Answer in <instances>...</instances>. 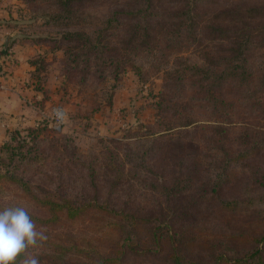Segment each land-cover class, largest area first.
I'll return each instance as SVG.
<instances>
[{
	"label": "trees",
	"instance_id": "obj_1",
	"mask_svg": "<svg viewBox=\"0 0 264 264\" xmlns=\"http://www.w3.org/2000/svg\"><path fill=\"white\" fill-rule=\"evenodd\" d=\"M93 1L57 0L56 6L68 18L76 5ZM87 17L92 26H101L89 36L62 35L65 41L80 42L64 50L66 75L75 71L87 79L93 68L100 77L106 71L118 79L128 68L138 72L137 61L153 60L155 54L157 59L165 39H174L169 54L182 51L187 43L207 41L200 50L202 64L165 62L156 68L165 66V75L162 91L148 102L154 117L137 122L146 133L132 136L133 142L110 140L121 145L118 151L103 143L107 153L101 159L93 156L83 162L77 155L72 162L84 171L79 189L64 190L59 184L61 189L50 191L7 178L13 181L17 201L31 202L40 212L34 214L19 202L8 208H25L36 225L57 228L76 222L87 227L86 222L95 220L106 224L86 228L103 231V241L78 240L76 230L78 235L71 239L68 235L30 247L16 264L31 257L39 264L49 259L65 264L59 260L69 255L66 264H264V214H257L256 223L247 229L227 224L264 203V0H117L101 18L90 12ZM114 32L117 42L111 44L106 39ZM16 41L18 35L11 43ZM39 62L28 63L32 76L40 74ZM6 73L0 67V75ZM187 84L190 96L185 95ZM198 101L205 103L213 123L195 124L198 115L192 107L198 108ZM235 119L240 120L239 131H233ZM178 127L186 129L185 138L173 145L157 142ZM46 128L39 122L25 129L37 136ZM60 139L72 146L67 136ZM155 153H160L159 171L153 174ZM129 165L142 172L129 171ZM246 187L256 191V197ZM147 188V198L134 196ZM227 188L234 190L224 197ZM212 220L224 229L208 231L205 222Z\"/></svg>",
	"mask_w": 264,
	"mask_h": 264
},
{
	"label": "rangeland",
	"instance_id": "obj_2",
	"mask_svg": "<svg viewBox=\"0 0 264 264\" xmlns=\"http://www.w3.org/2000/svg\"><path fill=\"white\" fill-rule=\"evenodd\" d=\"M116 2L117 0H95L91 3L79 4L71 10L72 17L64 18V11L56 6L57 0H0V33L7 32L14 36L18 35V39L25 49L35 46L40 49V52L27 58L28 63L35 60L40 61V74L32 76L31 72H28L29 79L25 83L34 89L32 90V107H29L30 112L37 113V110H41L38 111L41 115L36 123L10 127L6 131L5 139L0 142V174L5 173L0 176V210L19 202L34 214L39 215L40 212L31 202L17 201L15 187L10 184L13 181L8 183L10 181H7L8 177L17 179L15 184L22 185V182H27V185H38L39 188L43 187L50 191L59 190L62 185L64 190L71 187L79 189L83 184L84 171L77 163L72 162L78 157L77 155L84 157L83 162L93 160L95 158L93 156H98L96 160L101 159L105 152L103 143L106 146H113L112 148L118 151L117 146L121 145H116L113 141L133 142L132 136L140 132L146 133L145 130L139 128L140 124L137 122L138 120L139 122H151L154 117L152 114L155 110L148 107V102L162 91L165 75V69H163L165 66L160 70L156 68L165 62H168L169 65L173 64V66L185 61L202 64L200 50L204 49L207 41L187 43L185 44L187 47H183L182 51L169 54L174 39L167 41L165 39V41H161L162 52L160 51L161 54L157 59H155V54L153 60L141 59L137 61L141 66L140 71L135 72L128 68L118 79H114L106 71H102L104 77H100L98 73H94L93 68L90 69L91 74L87 79L81 78L75 71H72L70 75L64 74L63 64L67 62L63 55L64 50L78 45L80 42L65 41L62 39V35L68 32H80L89 36L101 24L98 22L92 26L88 23L87 13L90 12L99 19L107 6L110 7ZM206 9L207 7L203 8L205 12ZM202 14L204 13L201 11L200 15ZM115 34V32L112 33L106 39L107 42L115 44L117 42ZM0 37L3 36L0 35ZM211 44H208L206 48L209 49ZM185 87L187 89L186 96L193 94L189 84ZM36 89L38 92H42L41 97H36L37 99L35 98ZM180 92L181 90L178 91V94ZM192 104L188 103V105ZM198 104H200L198 108L192 107V111L198 115V122L195 124L213 123L214 118L205 111V103L198 101ZM58 106L62 108L61 118L53 119L55 118L53 117V107L58 108ZM235 121L232 126L233 131H239L240 120L235 119ZM39 122L47 124V128L37 136L29 131L26 132V127L36 126ZM185 130L184 127H178L164 136H160L157 142L172 143L173 145L177 139L185 138ZM26 134L29 136L24 138L23 136ZM62 136H67L71 140L72 146L69 145L70 141L61 140ZM122 150L119 151L122 152ZM159 155L160 153H155L151 162L153 174L159 171L157 168ZM135 166L127 167L129 171L142 172ZM172 174L174 175L175 172ZM148 177L151 182L154 181L150 175ZM250 188L246 187V190L256 197V191H252ZM237 189L235 188V190ZM232 190L234 189H225L223 196H228ZM238 190L242 192V189ZM148 194L149 188L135 193L134 196L143 200L149 196ZM262 195L264 198V193ZM216 198L218 199V197ZM213 204H218V201ZM245 212L246 214L236 215L237 218L227 224L233 227L249 228L256 223L253 221L259 217L258 215L264 214V203H258L255 208ZM205 224L208 231L224 229L221 222L215 220L205 222ZM86 225L87 227H79L76 222H73L57 228L39 225L36 227L37 230H42L45 233L46 240L49 242H59L60 238L68 235L71 239L70 236L78 235L76 230L80 232V235L76 236L78 240L81 238L104 240L103 231L99 229L86 230V228L105 226V222L95 220L86 222ZM63 259L66 264L70 255L59 261ZM75 263V261L70 262V264ZM42 264L52 263L49 259V262L43 261Z\"/></svg>",
	"mask_w": 264,
	"mask_h": 264
},
{
	"label": "crops",
	"instance_id": "obj_3",
	"mask_svg": "<svg viewBox=\"0 0 264 264\" xmlns=\"http://www.w3.org/2000/svg\"><path fill=\"white\" fill-rule=\"evenodd\" d=\"M3 37H0V60H2L1 68L7 69L8 73L2 75V79L6 85V89L0 91V142L5 139L6 131L10 127L33 125L36 123L40 115L37 113H31L32 107V90L30 85L25 82L28 81V72L32 67L28 64L27 58L30 55H35L36 52H40V49L35 47H29L25 49L19 41L11 43L14 34L0 33ZM8 37L7 48L9 53H4V40ZM39 49V50H38ZM3 50V51H2ZM35 98L41 97V92H35ZM34 93V94H35ZM33 94V95H34ZM36 98V99H37ZM36 108V107H35ZM37 109V108H36Z\"/></svg>",
	"mask_w": 264,
	"mask_h": 264
},
{
	"label": "clouds",
	"instance_id": "obj_4",
	"mask_svg": "<svg viewBox=\"0 0 264 264\" xmlns=\"http://www.w3.org/2000/svg\"><path fill=\"white\" fill-rule=\"evenodd\" d=\"M46 239L45 233L37 230L25 208L0 210V264H16L18 257ZM22 264H39V260L31 257L24 259Z\"/></svg>",
	"mask_w": 264,
	"mask_h": 264
},
{
	"label": "built area",
	"instance_id": "obj_5",
	"mask_svg": "<svg viewBox=\"0 0 264 264\" xmlns=\"http://www.w3.org/2000/svg\"><path fill=\"white\" fill-rule=\"evenodd\" d=\"M1 64H2V60H0V65ZM4 89H6V85H5V83H4L3 79H2V75H0V91H2ZM61 112H62V108H60L59 106H58V108L57 107H53V117H55L53 119H60L61 115H62Z\"/></svg>",
	"mask_w": 264,
	"mask_h": 264
},
{
	"label": "water",
	"instance_id": "obj_6",
	"mask_svg": "<svg viewBox=\"0 0 264 264\" xmlns=\"http://www.w3.org/2000/svg\"><path fill=\"white\" fill-rule=\"evenodd\" d=\"M7 45H8V37H5V40H4V49L7 48Z\"/></svg>",
	"mask_w": 264,
	"mask_h": 264
}]
</instances>
